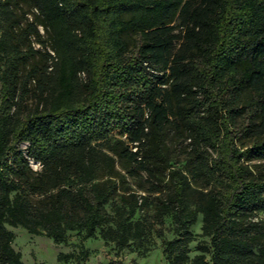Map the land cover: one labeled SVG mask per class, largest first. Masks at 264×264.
Instances as JSON below:
<instances>
[{
  "label": "trees",
  "instance_id": "1",
  "mask_svg": "<svg viewBox=\"0 0 264 264\" xmlns=\"http://www.w3.org/2000/svg\"><path fill=\"white\" fill-rule=\"evenodd\" d=\"M146 195L168 264H264V0H0V264H23L6 226L127 249Z\"/></svg>",
  "mask_w": 264,
  "mask_h": 264
},
{
  "label": "rangeland",
  "instance_id": "2",
  "mask_svg": "<svg viewBox=\"0 0 264 264\" xmlns=\"http://www.w3.org/2000/svg\"><path fill=\"white\" fill-rule=\"evenodd\" d=\"M28 17L31 18L30 15ZM39 31L44 35L41 27H39ZM31 41L33 42V39ZM32 45L35 49L41 50L36 43H32ZM241 125L242 119H238L237 126L240 128ZM108 136L118 137V134L116 131H111ZM164 142L166 155L171 159L170 164L175 168H181L185 162L183 151L187 147V141H182L173 132H169ZM26 146V143H22L19 148L24 151ZM30 164L34 170L40 169L38 163L30 161ZM251 164H257V162L254 161ZM157 178L162 180V173H159ZM124 186L128 191L126 194L134 193L136 190L134 180L129 177H126ZM146 196L144 201L141 198L138 199L143 207L136 212L133 219L144 222L147 234L142 240L130 243L129 247L122 251H119L114 243L103 241L99 237V230H97L96 238L82 241L81 234L69 232L66 243L55 244L44 233L30 234L20 226H6V229L14 234L13 247L21 254L23 264H76L75 259L68 262L58 261L59 254H76L82 258L80 264H168L164 249L166 242L178 237L175 232L176 224L170 216L160 217L156 210L154 196ZM107 209L113 213L110 205H107ZM263 218V214L260 213L254 219ZM201 225L202 214L198 213L195 223L189 228L193 234V240L188 246L190 259L200 253L201 245L209 246V238L201 235ZM206 257L209 259L210 254H206Z\"/></svg>",
  "mask_w": 264,
  "mask_h": 264
}]
</instances>
